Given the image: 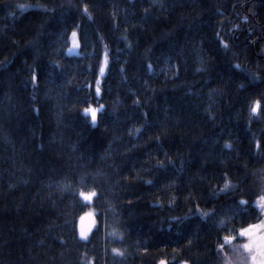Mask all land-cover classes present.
I'll use <instances>...</instances> for the list:
<instances>
[{"label":"trees","instance_id":"1","mask_svg":"<svg viewBox=\"0 0 264 264\" xmlns=\"http://www.w3.org/2000/svg\"><path fill=\"white\" fill-rule=\"evenodd\" d=\"M263 194L264 0H0V264H225Z\"/></svg>","mask_w":264,"mask_h":264},{"label":"clouds","instance_id":"2","mask_svg":"<svg viewBox=\"0 0 264 264\" xmlns=\"http://www.w3.org/2000/svg\"><path fill=\"white\" fill-rule=\"evenodd\" d=\"M260 199L264 201V196ZM80 232L87 233L91 227L90 221L86 217H80ZM223 221L220 222L221 226ZM250 225H246L243 229L248 230L247 235H242L239 231L240 236H246L249 242L242 244H233L232 242L237 239L234 236H226V241L232 245V253L230 256H225V264H264V221L254 224L255 227L250 228Z\"/></svg>","mask_w":264,"mask_h":264},{"label":"rangeland","instance_id":"3","mask_svg":"<svg viewBox=\"0 0 264 264\" xmlns=\"http://www.w3.org/2000/svg\"><path fill=\"white\" fill-rule=\"evenodd\" d=\"M76 33V35L75 36H73L72 34L73 33ZM72 34H71V38H73V40H72V44H70V47L68 46V48H67V53L68 54H70V55H75V54H77L78 53V50H79V47H78V37H77V32L76 31H73L72 32ZM71 42V41H70ZM76 44V45H75ZM76 47V49L74 50L72 47ZM106 66H107V55H106V52L104 53V55H103V58H102V64H101V68H100V75H99V78L104 74V72L106 71ZM104 69L103 71H101V69ZM99 78H98V80H99ZM95 107L94 106H88V107H84L83 108V111L85 112V113H88L89 112V110H96V109H94ZM92 120V119H91ZM83 193H85V194H89V193H93V192H83ZM262 196H264V194L262 195ZM82 199L84 200V201H88V200H85L83 197H82ZM90 200V199H89ZM254 203L257 205V207L260 209V211H261V213H262V217H261V220H259L258 222H256V223H253V224H250V225H254V224H257V223H260L261 221H264V201H262L261 199H260V197L258 198H256L255 199V201H254ZM82 216H84V217H86V219L88 220V221H90V223H91V229L93 228V226H94V223H95V216H94V212H93V210H91V209H89L88 211H86L84 214H82L80 217H82ZM80 217H79V219H78V235H79V238L81 239V237H80V223H81V221H80ZM243 229V228H242ZM91 231V230H90ZM90 231L88 232V235H89V233H90ZM243 238H244V243H247V242H249V239H248V237H246V236H242ZM86 239V238H85ZM157 264H168V262H167V260L166 259H161V260H159L158 262H157ZM179 264H188L186 261H183V262H180Z\"/></svg>","mask_w":264,"mask_h":264},{"label":"snow or ice","instance_id":"4","mask_svg":"<svg viewBox=\"0 0 264 264\" xmlns=\"http://www.w3.org/2000/svg\"><path fill=\"white\" fill-rule=\"evenodd\" d=\"M21 7H23V5H21ZM72 35L75 36L76 33L74 32ZM103 70H104V69L102 68L101 71H103ZM33 79H36V77L34 76ZM97 83H99V81H97ZM99 91H100V89H97V92H99ZM253 111H256V109L253 108ZM91 119H92L93 123H96V122H97V119H98V112H97L96 110H92V112H91ZM225 187H227V184H225ZM80 195H81V197H83L85 200H89V199H91L95 194H94V193L85 194V193L81 192ZM249 227H250V228H253V227H255V226H254V225H250ZM90 230H91V227L88 229V232H89ZM88 232H87V233H82V232H80V237H81V239H85V238H87V236H88ZM241 234H242V235H247V234H248V230H247V229H243L242 232H241Z\"/></svg>","mask_w":264,"mask_h":264},{"label":"bare ground","instance_id":"5","mask_svg":"<svg viewBox=\"0 0 264 264\" xmlns=\"http://www.w3.org/2000/svg\"><path fill=\"white\" fill-rule=\"evenodd\" d=\"M95 108L94 109H98V107H96V106H94ZM91 112H92V110H89V112L88 113H86L88 116H89V118H90V120H91ZM92 121V120H91ZM93 122V121H92Z\"/></svg>","mask_w":264,"mask_h":264}]
</instances>
